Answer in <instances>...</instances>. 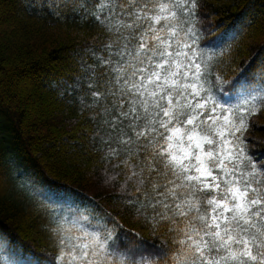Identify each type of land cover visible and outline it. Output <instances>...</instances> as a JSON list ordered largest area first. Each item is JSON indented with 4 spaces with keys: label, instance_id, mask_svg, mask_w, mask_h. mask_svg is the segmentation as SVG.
<instances>
[{
    "label": "trees",
    "instance_id": "16d2710c",
    "mask_svg": "<svg viewBox=\"0 0 264 264\" xmlns=\"http://www.w3.org/2000/svg\"><path fill=\"white\" fill-rule=\"evenodd\" d=\"M196 3L194 15L186 14L191 0L179 13L181 39L198 53L219 104L260 109L243 139L264 167V142L250 137H264V0ZM94 14L96 0H0V135L5 118L17 157L9 163L0 136V264H62L57 224L68 248L85 232L115 227L109 243L118 256L161 264L175 255L165 230L130 203L123 171L105 163L104 128L81 69L93 63L87 50L105 55L109 42Z\"/></svg>",
    "mask_w": 264,
    "mask_h": 264
},
{
    "label": "snow or ice",
    "instance_id": "6c2138e0",
    "mask_svg": "<svg viewBox=\"0 0 264 264\" xmlns=\"http://www.w3.org/2000/svg\"><path fill=\"white\" fill-rule=\"evenodd\" d=\"M96 7L109 42L105 55L87 50L93 63L81 69L104 128L105 163L123 171L130 203L177 246L161 264H264V167L243 139L260 109L224 107L209 93L198 53L178 31L185 0ZM197 7L191 0L186 14ZM61 229L53 232L62 264H155L118 256L115 227L85 232L71 248Z\"/></svg>",
    "mask_w": 264,
    "mask_h": 264
},
{
    "label": "rangeland",
    "instance_id": "374dc122",
    "mask_svg": "<svg viewBox=\"0 0 264 264\" xmlns=\"http://www.w3.org/2000/svg\"><path fill=\"white\" fill-rule=\"evenodd\" d=\"M1 121L3 123V129H4V131L1 132V135L0 136L2 138H5V140H4L5 141V151H4V154L8 157L9 163L16 165V163H17V157H16V153L12 149V147L14 146V144H13V138L8 133L7 127H6V124H5L7 120L4 118ZM250 137H252L253 140H258V141L260 140V141L264 142V137L261 136V135H254V134H252Z\"/></svg>",
    "mask_w": 264,
    "mask_h": 264
}]
</instances>
